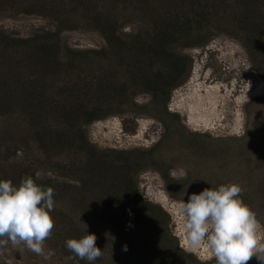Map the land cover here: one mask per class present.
I'll list each match as a JSON object with an SVG mask.
<instances>
[{
	"label": "rangeland",
	"instance_id": "374dc122",
	"mask_svg": "<svg viewBox=\"0 0 264 264\" xmlns=\"http://www.w3.org/2000/svg\"><path fill=\"white\" fill-rule=\"evenodd\" d=\"M256 1L250 17L264 24V0L6 1L0 29L22 38L57 33L63 64L46 74L13 70L0 149L14 155L0 164V178L29 169L37 183L62 187L45 242L55 255L9 242L0 247V264H88L69 259L66 247L87 233L103 252L95 264H215L203 245L188 248L178 206L232 182L264 225V42L262 52L245 43L261 27L242 15ZM29 4L48 9L25 13ZM168 13H179L193 31L164 23ZM99 21L115 24L112 47ZM165 28L178 40L166 52ZM68 109L72 117H63Z\"/></svg>",
	"mask_w": 264,
	"mask_h": 264
},
{
	"label": "clouds",
	"instance_id": "9594fccd",
	"mask_svg": "<svg viewBox=\"0 0 264 264\" xmlns=\"http://www.w3.org/2000/svg\"><path fill=\"white\" fill-rule=\"evenodd\" d=\"M243 190L236 182L221 184L192 193L187 202L179 204L189 249L203 245L215 264H248L253 257L264 264V225L244 202ZM53 211L52 187L38 184L31 175L18 185L0 180V247L10 242L46 258L55 255L54 250L45 252V242L55 227ZM96 242L94 233L68 239L66 247L73 254L68 258L95 264L103 255ZM127 250L125 244L123 251Z\"/></svg>",
	"mask_w": 264,
	"mask_h": 264
},
{
	"label": "trees",
	"instance_id": "16d2710c",
	"mask_svg": "<svg viewBox=\"0 0 264 264\" xmlns=\"http://www.w3.org/2000/svg\"><path fill=\"white\" fill-rule=\"evenodd\" d=\"M6 1L9 0H0V10L2 7L7 5ZM27 1V0H25ZM260 1L256 2H250L249 5L247 4L243 10L242 15L245 16L246 21H244L245 24H251V25H258L261 27V30L259 31L260 35L259 37H247L245 40V43L247 45L256 46L257 50L263 51L262 48L259 46L261 42H264V40L260 41L262 37H264V34L261 32L262 29L264 30V24L263 22L259 23L256 21V18L253 16L250 17V15L255 11V9H259ZM39 7V8H38ZM48 9V7L45 6H32L29 4V6H26L23 11L25 13H34L36 9ZM191 10L193 12L200 11L203 16L205 15V8L199 7L197 5L192 4ZM241 13V12H240ZM168 16V17H167ZM180 17L179 13H168L164 17H162V20L164 23L168 21H175L177 27L179 28V32H184L186 34H189L193 31L192 24L190 22H180L178 18ZM206 19V18H205ZM97 28L104 34L105 40L109 46L112 47V44L115 42L116 38V26L114 23L108 24L104 21H99L97 24ZM182 30V31H180ZM168 28H165L164 32H161L162 35H160V38L162 39L163 47L166 52V47H170L171 45H176L178 40L176 39V33L172 30L169 32ZM14 34L6 32L4 29H0V110L1 109H8L9 104L11 103V81L13 79V70L18 66L23 67L26 69H32V68H38L40 67L43 71V74H46L49 70H57L63 63L61 61H58L56 59V51H57V45L54 43V37L57 35L53 34L49 30H42L40 33H36L35 37H29V38H22L13 36ZM74 59L69 60V62L66 64L67 66H73ZM151 66H153V61L150 63ZM161 88L155 87V90H158ZM2 91V92H1ZM93 113V112H92ZM90 113L88 116L86 115L83 123H90L92 120ZM63 117H72V114L70 113V109L66 110L65 115L62 114ZM82 116H74V122L80 121ZM70 121V120H69ZM50 138L51 135H48ZM47 136V137H48ZM58 138H61V136L57 135ZM55 138V137H54ZM53 139V138H52ZM3 152L4 155L0 156V164L1 163H8L11 161L12 155H14V152H12V149H0V152ZM33 176L35 178V175L30 173L29 169H22L20 172L13 171L10 178H6V175H4L0 180H11L14 184L18 185L22 178L25 176ZM37 182V181H36ZM40 185H43L45 187H52L54 189V196L59 195L61 192L62 185L56 181H47L46 183H38ZM87 262V261H86ZM89 264V263H88Z\"/></svg>",
	"mask_w": 264,
	"mask_h": 264
}]
</instances>
